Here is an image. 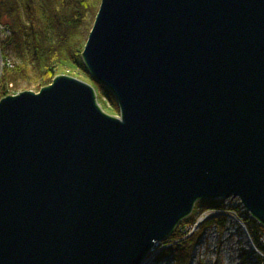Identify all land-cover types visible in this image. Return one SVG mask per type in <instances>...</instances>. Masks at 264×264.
Segmentation results:
<instances>
[{"label":"water","instance_id":"obj_1","mask_svg":"<svg viewBox=\"0 0 264 264\" xmlns=\"http://www.w3.org/2000/svg\"><path fill=\"white\" fill-rule=\"evenodd\" d=\"M83 59L120 118L68 76L0 101V264H142L200 199L264 226V0H102Z\"/></svg>","mask_w":264,"mask_h":264},{"label":"trees","instance_id":"obj_2","mask_svg":"<svg viewBox=\"0 0 264 264\" xmlns=\"http://www.w3.org/2000/svg\"><path fill=\"white\" fill-rule=\"evenodd\" d=\"M99 5L100 0H0V36L8 34L7 39L0 38V60L3 62L0 101L10 96L11 86L18 87L25 82L31 90L34 86L40 92L63 76L62 72H69L83 75L98 99L117 103L114 94L92 77L83 59ZM80 76L77 78L81 79ZM205 208L221 209L224 204L205 202ZM213 222L224 229L222 221ZM207 226L199 228L188 247L180 245L161 256L170 254L175 257L176 264H190L193 243L199 242ZM249 227L255 245L264 253V245L259 242L264 229L255 222Z\"/></svg>","mask_w":264,"mask_h":264},{"label":"rangeland","instance_id":"obj_3","mask_svg":"<svg viewBox=\"0 0 264 264\" xmlns=\"http://www.w3.org/2000/svg\"><path fill=\"white\" fill-rule=\"evenodd\" d=\"M7 35L8 34H2L0 38L3 37L5 40L8 38ZM10 61L12 63L15 62L13 57L10 58ZM1 65L2 61L0 60V76L3 71ZM61 72L62 71H60L59 74ZM62 73H64L62 74L63 76H68L71 78L75 77L76 79L86 82L83 75L80 76L76 73L69 72ZM79 76L81 77V79L77 78ZM36 89L37 88L33 86L31 90V88L27 87L26 83L24 82L20 83L18 87L11 86L9 93L10 95H12L29 90L37 94L39 90ZM97 101L107 115L115 118L121 117L120 108L116 102L110 103L106 101V98L98 99ZM225 203L229 209H237V214H230L234 218H228V222L224 226L223 230L219 227H216V225H213L209 229H206V231L202 234L200 240H198L199 242L197 246L194 247L195 251L193 252L194 255L192 256L190 264H263L264 253H262L255 245L250 229L247 228L246 230L244 225H241V222L245 223L246 220H250V223L255 222L257 226H259V222L255 220V217L251 214V212H249L247 208L243 206L242 202L238 199H227ZM194 225H196V223L190 225L193 233H195V228L193 227ZM185 229L188 230V227ZM197 232L198 231H196V233ZM259 239V242L264 245V234L260 236ZM172 246L173 245L171 244V242L167 245V247H169L168 252L174 249ZM159 247H161V245L157 246L155 252H157L156 250ZM153 253L154 252L150 253V255H154ZM160 254L154 255L153 258L157 259L158 261L164 259L165 256H161ZM158 264H166V262H161ZM168 264H171V262H169Z\"/></svg>","mask_w":264,"mask_h":264},{"label":"bare ground","instance_id":"obj_4","mask_svg":"<svg viewBox=\"0 0 264 264\" xmlns=\"http://www.w3.org/2000/svg\"><path fill=\"white\" fill-rule=\"evenodd\" d=\"M101 4H102V0H100L99 8L101 7ZM1 66H3V62H2ZM97 100H98V98H97ZM97 104H98V101H97ZM98 107L101 109V111L103 113H105L103 111V109L101 108L100 104H98ZM227 199H238L239 201H241V199L239 197H230ZM227 199H210V198H208V199H200V200L196 201L194 203V206H193L191 213L187 217H185L184 219L180 220L177 223V225L173 229L172 233L168 237H166L165 239H163L159 242H155L150 253L154 252L153 254H155V253L163 254V252H167L169 249V247H167V245L170 242L173 245L172 247L174 249L178 248L181 244L187 245V247H188L189 246L188 244H190V242H192V240H193L192 237H194V234L196 233V231H199V228L201 226L202 227L205 226V228H206V226L209 223H214L213 221H222V224L226 225L228 222V218H234L230 214H237V209H229L228 208V206L225 203V201ZM217 201L223 202L224 208H221V209L205 208V209H203V203H205V202H217ZM243 206H244V204H243ZM255 220L257 222H259V226L264 229V226L260 223V221H258L256 218H255ZM191 222H192V224L196 223V225L193 226L195 228V230H194L195 233L192 232V229L190 227ZM215 224L217 225L216 227H220V225L217 223H214L213 225H215ZM241 225H244L246 230H247V228L250 229V227H249L250 226V220H246L245 223L241 222ZM187 227H188V230L185 229ZM210 227L207 226V229H209ZM193 244L195 247V246H197L198 242H194ZM159 245H161V247H159L156 250L157 252H155V249ZM194 247L192 250V256L194 255L193 252L195 251ZM150 253L147 254V256L145 257L142 264H158L161 262L162 263L166 262V264H168L169 262H171V264H176V260H175V257L173 255H170V254L167 255L166 254L164 259L158 261L157 259L153 258V256L150 255Z\"/></svg>","mask_w":264,"mask_h":264},{"label":"built area","instance_id":"obj_5","mask_svg":"<svg viewBox=\"0 0 264 264\" xmlns=\"http://www.w3.org/2000/svg\"><path fill=\"white\" fill-rule=\"evenodd\" d=\"M156 254H158V253H155L154 255H156ZM261 254V253H260ZM154 255H152V256H154ZM262 255V254H261Z\"/></svg>","mask_w":264,"mask_h":264}]
</instances>
